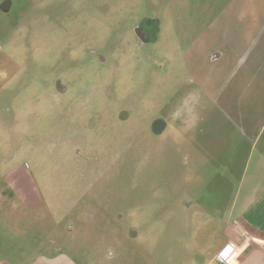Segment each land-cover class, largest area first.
I'll list each match as a JSON object with an SVG mask.
<instances>
[{
    "label": "rangeland",
    "instance_id": "374dc122",
    "mask_svg": "<svg viewBox=\"0 0 264 264\" xmlns=\"http://www.w3.org/2000/svg\"><path fill=\"white\" fill-rule=\"evenodd\" d=\"M263 186L264 0H0V260L202 264Z\"/></svg>",
    "mask_w": 264,
    "mask_h": 264
},
{
    "label": "crops",
    "instance_id": "0c3cea01",
    "mask_svg": "<svg viewBox=\"0 0 264 264\" xmlns=\"http://www.w3.org/2000/svg\"><path fill=\"white\" fill-rule=\"evenodd\" d=\"M21 188L23 191L19 193L24 198L26 206L36 207L39 202L30 200L31 193L27 187L22 186L19 189ZM236 209L237 202L231 207L229 215L223 216L224 219L217 223L221 229V237L216 242L214 252L206 257L202 264H223L218 259V254L223 251L229 254L231 264H264V186L255 187L249 192L247 201L239 209L237 215ZM229 245L233 247L229 249ZM0 264L11 263L2 259ZM29 264L76 263L71 256L57 251L50 255H39Z\"/></svg>",
    "mask_w": 264,
    "mask_h": 264
},
{
    "label": "flooded vegetation",
    "instance_id": "af4514ba",
    "mask_svg": "<svg viewBox=\"0 0 264 264\" xmlns=\"http://www.w3.org/2000/svg\"><path fill=\"white\" fill-rule=\"evenodd\" d=\"M6 10L8 9V6H5L4 7ZM136 36H137V39L141 42V43H147V42H149L150 41V39L152 38L151 36H152V34H151V32L148 30V29H146V28H143L142 26H136ZM212 56H213V58L212 59H216V58H218V56H219V52L217 51V52H214L213 54H212ZM155 123H157V122H155ZM160 125V124H159ZM155 126V127H154ZM154 128H155V130H159L160 128H159V126L158 125H155L154 124ZM161 127V129H160V131L159 132H163L164 131V129H163V125H161L160 126Z\"/></svg>",
    "mask_w": 264,
    "mask_h": 264
},
{
    "label": "built area",
    "instance_id": "2783aa9c",
    "mask_svg": "<svg viewBox=\"0 0 264 264\" xmlns=\"http://www.w3.org/2000/svg\"><path fill=\"white\" fill-rule=\"evenodd\" d=\"M229 249L232 248V245L228 246ZM218 259L223 263V264H231L230 263V257L229 254H227L225 251L221 252L218 254Z\"/></svg>",
    "mask_w": 264,
    "mask_h": 264
},
{
    "label": "water",
    "instance_id": "95a60500",
    "mask_svg": "<svg viewBox=\"0 0 264 264\" xmlns=\"http://www.w3.org/2000/svg\"><path fill=\"white\" fill-rule=\"evenodd\" d=\"M160 124V125H159ZM155 125H158L159 126V128L161 129V125H163V121H157V123H155ZM155 127V126H154ZM155 129V128H154ZM160 129L159 130H156V131H160Z\"/></svg>",
    "mask_w": 264,
    "mask_h": 264
}]
</instances>
